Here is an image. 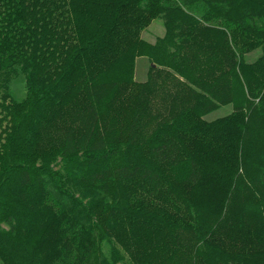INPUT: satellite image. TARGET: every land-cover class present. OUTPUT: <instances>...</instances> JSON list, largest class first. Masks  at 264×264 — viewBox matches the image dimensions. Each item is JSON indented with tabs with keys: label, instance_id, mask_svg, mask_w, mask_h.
<instances>
[{
	"label": "trees",
	"instance_id": "1",
	"mask_svg": "<svg viewBox=\"0 0 264 264\" xmlns=\"http://www.w3.org/2000/svg\"><path fill=\"white\" fill-rule=\"evenodd\" d=\"M0 264H264V0H0Z\"/></svg>",
	"mask_w": 264,
	"mask_h": 264
},
{
	"label": "rangeland",
	"instance_id": "2",
	"mask_svg": "<svg viewBox=\"0 0 264 264\" xmlns=\"http://www.w3.org/2000/svg\"><path fill=\"white\" fill-rule=\"evenodd\" d=\"M164 32V26L161 19H155L149 26L141 31V37L153 43L157 36H161ZM153 41V42H151ZM259 54V51H254L247 55V60H253ZM151 63L146 57H137L134 62V80L137 82H143L147 78V71L151 66ZM13 94L15 97L22 99L26 96V88L22 78L14 81L11 85ZM231 105H224L218 109L208 113L204 116L206 120H213L215 118L224 116L231 111Z\"/></svg>",
	"mask_w": 264,
	"mask_h": 264
},
{
	"label": "water",
	"instance_id": "3",
	"mask_svg": "<svg viewBox=\"0 0 264 264\" xmlns=\"http://www.w3.org/2000/svg\"><path fill=\"white\" fill-rule=\"evenodd\" d=\"M151 66H154V64H151Z\"/></svg>",
	"mask_w": 264,
	"mask_h": 264
},
{
	"label": "crops",
	"instance_id": "4",
	"mask_svg": "<svg viewBox=\"0 0 264 264\" xmlns=\"http://www.w3.org/2000/svg\"><path fill=\"white\" fill-rule=\"evenodd\" d=\"M155 41V40H154ZM151 42H153V41H151Z\"/></svg>",
	"mask_w": 264,
	"mask_h": 264
}]
</instances>
